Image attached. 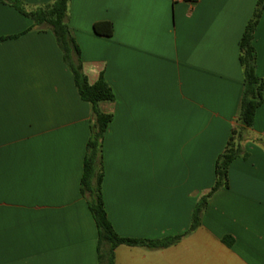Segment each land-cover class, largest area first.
Here are the masks:
<instances>
[{
	"label": "crops",
	"instance_id": "obj_1",
	"mask_svg": "<svg viewBox=\"0 0 264 264\" xmlns=\"http://www.w3.org/2000/svg\"><path fill=\"white\" fill-rule=\"evenodd\" d=\"M21 1L29 12L54 0ZM258 1L71 0L84 73L114 94L101 105L113 115L102 149L107 217L122 238L173 240L118 246L114 264H264V101L229 188L190 231L239 127L240 42ZM253 44L264 81V10ZM91 121L52 30L0 2V264H99L81 193Z\"/></svg>",
	"mask_w": 264,
	"mask_h": 264
},
{
	"label": "trees",
	"instance_id": "obj_2",
	"mask_svg": "<svg viewBox=\"0 0 264 264\" xmlns=\"http://www.w3.org/2000/svg\"><path fill=\"white\" fill-rule=\"evenodd\" d=\"M4 5H10L23 16L33 22V27L52 30L58 46L63 52L64 62L72 72L79 97L92 106L91 137L87 144L84 159V172L81 183V193L87 201L89 210L98 228V258L99 264H114V250L121 245L137 246H168L173 240L138 241L120 237L112 227L106 213L102 184L104 170L102 163L103 140L108 126L113 120L111 113L101 110V105L112 104L114 94L104 77L90 84L84 73L80 49L70 28L69 7L71 0H54L52 3L32 11H26L21 0H0ZM264 0H259L248 22L240 42V64L243 69L244 82L240 111L237 119L238 128H233L224 152L219 156L215 167V183L210 193L196 206L190 231H194L201 223V214L207 201L214 193L229 188L228 172L230 165L245 155L242 149V132L253 127L257 110L262 106L264 98V81L256 73L257 53L254 47V34L259 24ZM112 33V24L107 23ZM99 27V26H98Z\"/></svg>",
	"mask_w": 264,
	"mask_h": 264
},
{
	"label": "rangeland",
	"instance_id": "obj_3",
	"mask_svg": "<svg viewBox=\"0 0 264 264\" xmlns=\"http://www.w3.org/2000/svg\"><path fill=\"white\" fill-rule=\"evenodd\" d=\"M43 6H45V5H43Z\"/></svg>",
	"mask_w": 264,
	"mask_h": 264
}]
</instances>
